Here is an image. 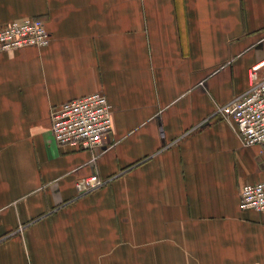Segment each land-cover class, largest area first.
Segmentation results:
<instances>
[{
	"label": "crops",
	"instance_id": "0c3cea01",
	"mask_svg": "<svg viewBox=\"0 0 264 264\" xmlns=\"http://www.w3.org/2000/svg\"><path fill=\"white\" fill-rule=\"evenodd\" d=\"M27 17L50 40L0 49V264H264L239 206L264 145L218 111L264 58V0H0V27ZM94 92L102 145L58 144L52 111Z\"/></svg>",
	"mask_w": 264,
	"mask_h": 264
},
{
	"label": "built area",
	"instance_id": "2783aa9c",
	"mask_svg": "<svg viewBox=\"0 0 264 264\" xmlns=\"http://www.w3.org/2000/svg\"><path fill=\"white\" fill-rule=\"evenodd\" d=\"M50 37L43 20L27 17L0 27V49L46 46ZM110 104L103 92L73 98L52 111L51 130L60 145L94 150L112 129ZM230 120L245 145H264V58L248 70L247 90L218 107ZM101 184L93 174L76 182L78 191H88ZM239 206L264 211V179L242 185Z\"/></svg>",
	"mask_w": 264,
	"mask_h": 264
}]
</instances>
